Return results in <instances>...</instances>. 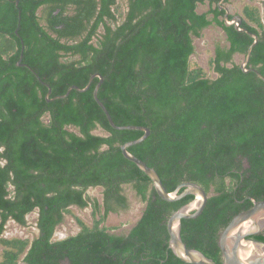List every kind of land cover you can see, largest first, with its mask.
Returning a JSON list of instances; mask_svg holds the SVG:
<instances>
[{
    "label": "trees",
    "instance_id": "16d2710c",
    "mask_svg": "<svg viewBox=\"0 0 264 264\" xmlns=\"http://www.w3.org/2000/svg\"><path fill=\"white\" fill-rule=\"evenodd\" d=\"M220 1L126 0L122 12L118 0H68L78 14L60 20L58 37L40 25L39 1L23 0L20 20L11 4H0V264H187L169 249L167 223L194 197L163 200L124 157L121 146L144 133L110 125L94 99L99 78L86 92L46 100L43 83L54 98L86 87L95 73L104 77L99 98L115 123L151 130L129 151L169 192L194 182L209 193L203 213L182 220L181 236L222 264L221 232L253 206L249 197L264 200V81L235 62L254 40L226 24ZM201 5L208 10L199 12ZM244 15L242 26L259 37L249 67L264 76L260 9L247 5ZM210 27L221 28L228 42L215 46L214 78L192 64L195 39ZM23 45L22 63L39 78L18 65ZM62 52L77 58L65 60ZM126 186L146 206L130 230L113 233L104 223L129 208ZM91 188H102V202L87 194ZM72 207H91L93 225L77 218V234L55 239ZM34 212L33 239L4 236L9 221L26 226ZM253 238L264 242V232Z\"/></svg>",
    "mask_w": 264,
    "mask_h": 264
},
{
    "label": "water",
    "instance_id": "95a60500",
    "mask_svg": "<svg viewBox=\"0 0 264 264\" xmlns=\"http://www.w3.org/2000/svg\"><path fill=\"white\" fill-rule=\"evenodd\" d=\"M224 1L225 0H222L220 2V8L226 11L224 17L226 24L235 26L237 31L247 33L254 40L247 54L244 56V61L240 64V67L243 72H253L259 79L264 81V76L258 69L249 67L251 54L254 47L259 42V37L257 34L242 26V16L237 15L230 19L229 10L222 5ZM95 78H99V83L94 89V99L103 110L110 125L116 130H135L144 133L139 139L129 141L121 146L124 157L135 163L138 168L151 179L156 192L163 200L177 202L187 196L194 197L191 202L175 211L168 220L167 228L170 236L169 249L172 250L177 258L187 264H218L215 260L206 256L202 251L189 248L181 236L182 220L193 219L201 215L207 206L210 197L209 193H207L201 185L194 182L182 183L173 192H169L159 173L145 161L129 151V148L132 146L144 142L150 136L151 130L144 126H119L115 123L109 110L99 98V90L104 82V77L100 73L94 74L86 87L80 88L78 86H72L68 89L66 94L57 96L52 100L66 98L72 90H77L79 92L88 91ZM47 87L49 88L47 98H49L51 87L49 85H47ZM52 100L48 99V101ZM249 199L252 200L253 206L236 215L221 232L219 246L222 252V264H264V242L253 238V236H257L264 232V200L258 201L252 197H249Z\"/></svg>",
    "mask_w": 264,
    "mask_h": 264
},
{
    "label": "rangeland",
    "instance_id": "374dc122",
    "mask_svg": "<svg viewBox=\"0 0 264 264\" xmlns=\"http://www.w3.org/2000/svg\"><path fill=\"white\" fill-rule=\"evenodd\" d=\"M251 1V2H250ZM262 0H230L231 12L243 14L244 8L247 5L255 4L256 7H261ZM122 12L125 11V3H120ZM262 9V7H261ZM208 10V5H201L199 12ZM217 43L228 45L226 34L219 27H210L203 32L202 38L195 39L196 54L192 57V64L200 66L206 70L208 75L212 78L216 77V73L212 67V58L214 57L215 46ZM244 61V56L236 55L235 62L241 64ZM125 193L129 199V208L127 210L119 211L116 214H110L104 226L115 233L127 232L142 216L145 209V204L136 195L130 186L125 187ZM87 194L93 198H97L100 202L103 201L102 188H91ZM72 215L68 214L65 217V222L60 225L55 233V239H64L68 236L75 235L80 231V226L77 218L81 219L88 225H93L94 217L92 215V208L81 210L77 207H72ZM38 213L34 212L27 217L28 224L20 226L14 221H9L7 224L4 236L6 238H27L33 239L38 234L36 227V220ZM3 248L0 245V259H2ZM20 264H23L20 262Z\"/></svg>",
    "mask_w": 264,
    "mask_h": 264
},
{
    "label": "flooded vegetation",
    "instance_id": "af4514ba",
    "mask_svg": "<svg viewBox=\"0 0 264 264\" xmlns=\"http://www.w3.org/2000/svg\"><path fill=\"white\" fill-rule=\"evenodd\" d=\"M35 1H39L40 2V5H39V8L37 9V12H36V15L38 17V20L40 22V25L50 34L52 35L53 37H58L59 34H58V31L57 30H62L65 26L63 23L60 22L61 19L65 18V17H73L75 15L78 14V7L76 6V4L74 3H71V2H68V0H64L65 3H63L62 1H56V0H35ZM222 1V0H221ZM220 1V2H221ZM125 3V7H126V0H118V4L119 3ZM251 2V1H250ZM7 3L11 4L13 6V9L15 11L18 12V17H19V20L21 19V16H22V5H23V0H0V4L1 5H4L6 6ZM220 5V3H219ZM223 6L227 7V9L229 10V13H230V19H232L234 16H237V15H240L242 16L243 18V22H244V19H245V15H244V12L243 14H240V13H233L231 12L230 10V0H225L223 3H222ZM252 6H255V4H252ZM262 7V9H261ZM261 7H260V13H261V17H262V20L264 22V0H262L261 2ZM221 9V8H220ZM99 10V9H98ZM126 10V8H125ZM223 10V9H221ZM225 11V10H224ZM225 14H226V11H225ZM98 15V11H97V14ZM225 17V15H224ZM4 17L3 19L0 18L1 21L4 22ZM96 19V17L93 19V21L91 22V25L89 26V29L90 27L93 25L94 23V20ZM56 22V24H54ZM58 23V24H57ZM89 29L86 31V33H84L83 35L87 34ZM18 30H19V27L18 29H15V34L17 36H19V33H18ZM100 32V31H99ZM225 33V32H224ZM82 35V36H83ZM81 36V35H80ZM6 37H9L8 35ZM10 38V37H9ZM227 38V37H226ZM97 40V37L96 36H93V41L96 42ZM61 42L65 43L67 42L68 44H74V43H77L78 42V38H71V37H62L61 39ZM23 53H24V45H23V48H22V52H21V58L20 60L18 61V65L19 66H24V67H27L32 73L33 75H36L38 78L39 76L37 75V73L33 70V68H31L29 65L27 64H23L22 63V59H23ZM63 54V58L65 60H73L76 59L77 57L72 55L71 53H65V52H62ZM96 74V73H95ZM94 75V74H93ZM92 75V76H93ZM91 76V77H92ZM96 79V78H95ZM43 83V82H42ZM46 87L48 84L46 83H43ZM48 88V87H47ZM48 92H49V88H48ZM47 92V94H48ZM51 93H52V88H51ZM47 94H46V100L48 101L49 100H52L54 98H47ZM51 96V94H50ZM60 96V95H59ZM57 97V96H56ZM54 101V100H52ZM52 101H48V102H52ZM143 202V201H142ZM144 203V202H143ZM145 204V203H144ZM146 206V204H145ZM111 214H116L114 212H112ZM110 216V215H109ZM133 227V226H132ZM131 227V228H132ZM130 228V229H131ZM129 229V230H130ZM113 232V231H112ZM115 233V232H113ZM120 234V233H118Z\"/></svg>",
    "mask_w": 264,
    "mask_h": 264
}]
</instances>
